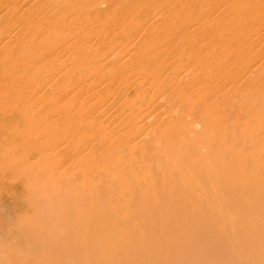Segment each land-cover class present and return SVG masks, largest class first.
I'll return each instance as SVG.
<instances>
[{
  "label": "rangeland",
  "instance_id": "obj_1",
  "mask_svg": "<svg viewBox=\"0 0 264 264\" xmlns=\"http://www.w3.org/2000/svg\"><path fill=\"white\" fill-rule=\"evenodd\" d=\"M244 60L258 71L209 144L227 151L205 198L168 142L112 182L134 140L120 120L149 136L183 67ZM263 64L264 0H0V264H264Z\"/></svg>",
  "mask_w": 264,
  "mask_h": 264
},
{
  "label": "bare ground",
  "instance_id": "obj_2",
  "mask_svg": "<svg viewBox=\"0 0 264 264\" xmlns=\"http://www.w3.org/2000/svg\"><path fill=\"white\" fill-rule=\"evenodd\" d=\"M230 52L238 56L240 49L234 48ZM259 52L258 50L255 58L260 56ZM248 62L250 60H244V62L239 64L233 63L230 66L227 65L228 62H225L223 65L214 66L215 68L213 67V69L205 66L203 62L186 65V68L183 67L181 74L172 76V80L167 85L165 89L167 97L163 99L162 94L159 93L155 96L159 105L173 102L176 106L167 113L164 119V116H161L155 121L149 136L142 134L141 128L137 127L139 120L129 117L126 120H120V122L124 123L126 133L131 134L134 140L131 139L132 141L126 142L122 149L115 150L112 153V155L121 157L126 156L121 162L118 161L116 168H112L109 172L112 182L118 183L123 180L121 175L129 169V157L135 161L146 163L147 159L151 157L149 149L153 148L154 143L168 142L169 145H173L174 157L183 159L184 167H181L180 170L184 183L195 182L193 189H191L192 196L200 199L205 198L207 190L210 189V181L219 179L216 175L220 164L224 163V161L221 162L220 158L212 160L210 157L211 152L213 149H219V155H224L227 151L224 146L215 145L211 147L209 144L215 139L222 140L223 136L233 131L230 125L238 118V115L232 114L228 106L236 101L238 97V100H242L250 96L252 86L249 84L247 86V83L250 77L257 73L258 67ZM181 63L179 62L178 65H181ZM203 72L210 73L213 81L200 80L199 74ZM260 73L264 80V64ZM133 88L135 90V86ZM224 88H227L228 93L223 91ZM242 90L245 92V96L240 97L243 94ZM211 93L215 102L205 110L202 107L205 102L203 98H207ZM229 93L236 97L229 95ZM250 98L259 100L264 105V94L257 97L251 94ZM112 105L113 100L101 108L100 113L103 115ZM113 115L111 114L110 116ZM219 116L221 119L216 121ZM202 117L204 118L203 123L200 120ZM187 118L194 119L197 122L200 120V123L198 122L197 127L194 129H185L182 123ZM166 128H168L167 131H165ZM205 130H209L208 135L204 133ZM234 135H237V139H242L243 137L240 131ZM227 136L231 137L230 134H227ZM136 140L143 144L141 147H145L143 150L135 152L138 150V144L135 143ZM94 150L98 155L100 154L97 157L98 159H101L106 151L111 154V149L108 148L106 150L102 145L94 148ZM153 157H155V152L152 155ZM92 177L96 179L94 176ZM128 179L129 177L126 178V180ZM97 186L99 189L102 187L107 189V184H105L103 179L99 180Z\"/></svg>",
  "mask_w": 264,
  "mask_h": 264
}]
</instances>
